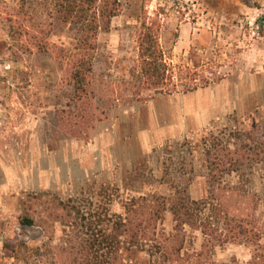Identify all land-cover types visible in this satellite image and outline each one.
Wrapping results in <instances>:
<instances>
[{
    "label": "rangeland",
    "instance_id": "rangeland-1",
    "mask_svg": "<svg viewBox=\"0 0 264 264\" xmlns=\"http://www.w3.org/2000/svg\"><path fill=\"white\" fill-rule=\"evenodd\" d=\"M117 1L77 101L81 24L0 0V264H264V0Z\"/></svg>",
    "mask_w": 264,
    "mask_h": 264
},
{
    "label": "trees",
    "instance_id": "trees-1",
    "mask_svg": "<svg viewBox=\"0 0 264 264\" xmlns=\"http://www.w3.org/2000/svg\"><path fill=\"white\" fill-rule=\"evenodd\" d=\"M48 1L56 11L58 18L81 24V31L73 46L76 49L77 56L72 60L70 73L74 98L81 101L90 92L88 75L92 70V56L97 31L101 24L108 23L111 17L118 14L119 3L117 0ZM159 27L158 19H152L150 22L142 21L140 25L138 46L141 75L147 87L169 92L170 89H165V86L170 82L172 73L168 71L162 59L157 36ZM25 218L26 222L31 221L29 217ZM123 224L119 221L116 228H121ZM109 241L111 245L114 242V240H108L105 235L103 242L109 243Z\"/></svg>",
    "mask_w": 264,
    "mask_h": 264
}]
</instances>
